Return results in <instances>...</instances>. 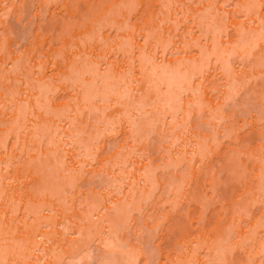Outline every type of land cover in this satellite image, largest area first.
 I'll list each match as a JSON object with an SVG mask.
<instances>
[{"label":"rangeland","instance_id":"374dc122","mask_svg":"<svg viewBox=\"0 0 264 264\" xmlns=\"http://www.w3.org/2000/svg\"><path fill=\"white\" fill-rule=\"evenodd\" d=\"M0 264H264V0H0Z\"/></svg>","mask_w":264,"mask_h":264}]
</instances>
